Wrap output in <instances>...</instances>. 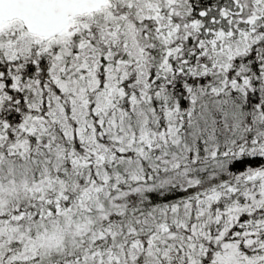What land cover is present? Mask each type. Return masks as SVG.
<instances>
[{"label": "snow or ice", "instance_id": "obj_1", "mask_svg": "<svg viewBox=\"0 0 264 264\" xmlns=\"http://www.w3.org/2000/svg\"><path fill=\"white\" fill-rule=\"evenodd\" d=\"M0 264H264V0H0Z\"/></svg>", "mask_w": 264, "mask_h": 264}]
</instances>
